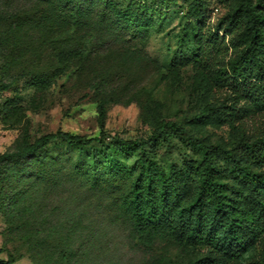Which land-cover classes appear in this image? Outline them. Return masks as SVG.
<instances>
[{
	"label": "rangeland",
	"instance_id": "obj_1",
	"mask_svg": "<svg viewBox=\"0 0 264 264\" xmlns=\"http://www.w3.org/2000/svg\"><path fill=\"white\" fill-rule=\"evenodd\" d=\"M143 2L144 11L132 0H0V154L58 130L110 136L0 163V258L10 264H264V235L228 259L137 233L129 169L146 156L190 166L201 149L169 127L168 142L144 147L117 148L112 137L139 140L163 121L224 147L264 133V109L227 73L240 31L225 25L231 0H202L198 18L186 12L191 0ZM130 4L150 18L134 33L117 16ZM246 80L264 96V84ZM213 157L229 181L221 153ZM178 186L183 201L195 190L193 178Z\"/></svg>",
	"mask_w": 264,
	"mask_h": 264
},
{
	"label": "trees",
	"instance_id": "obj_2",
	"mask_svg": "<svg viewBox=\"0 0 264 264\" xmlns=\"http://www.w3.org/2000/svg\"><path fill=\"white\" fill-rule=\"evenodd\" d=\"M143 1L132 0L144 11ZM131 6L127 5L117 16L127 24L128 31L134 33L141 20L148 25L150 18L148 14H138V8ZM202 7V0H191L186 12L188 16L198 18ZM226 20V26L240 27L234 44L236 54L230 60L227 73L238 78L236 86L250 96L254 107L264 109V96L259 97L246 80L251 75L259 84H264V0H231ZM196 42L199 53L203 45L200 39ZM166 127L178 129L187 140L196 143L201 149L200 159L190 166L165 168L146 156L129 169L132 182L128 201L137 233L145 239L168 234L181 243L204 245L228 259L241 258L264 235V133L246 134L230 147H224L193 137L174 121H163L147 137L139 140L112 137L111 143L117 148H135L144 147L156 138L168 142ZM106 137L110 136L87 137L58 130L38 137L20 150L1 153L0 163L25 156L40 159V150L54 141L82 147L102 142ZM215 151L221 153L229 169L232 176L229 181L222 180L224 167L213 157ZM191 178L195 190L183 201L178 185ZM0 264L10 263L0 258ZM190 264L206 262L200 259Z\"/></svg>",
	"mask_w": 264,
	"mask_h": 264
}]
</instances>
